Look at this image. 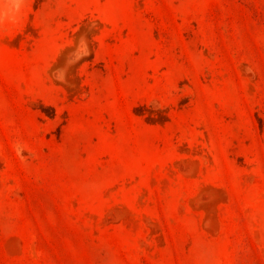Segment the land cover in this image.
Returning a JSON list of instances; mask_svg holds the SVG:
<instances>
[{
  "label": "rangeland",
  "instance_id": "obj_1",
  "mask_svg": "<svg viewBox=\"0 0 264 264\" xmlns=\"http://www.w3.org/2000/svg\"><path fill=\"white\" fill-rule=\"evenodd\" d=\"M0 264H264V0H27Z\"/></svg>",
  "mask_w": 264,
  "mask_h": 264
},
{
  "label": "clouds",
  "instance_id": "obj_2",
  "mask_svg": "<svg viewBox=\"0 0 264 264\" xmlns=\"http://www.w3.org/2000/svg\"><path fill=\"white\" fill-rule=\"evenodd\" d=\"M27 6V0H0V30H6L8 25H16L23 19L24 9ZM74 52H83L81 59L84 55L90 54L87 46L86 37H81L77 42ZM70 59L75 60V55ZM67 75L66 68L56 69L53 76L60 79V74ZM63 82V81H61Z\"/></svg>",
  "mask_w": 264,
  "mask_h": 264
},
{
  "label": "bare ground",
  "instance_id": "obj_3",
  "mask_svg": "<svg viewBox=\"0 0 264 264\" xmlns=\"http://www.w3.org/2000/svg\"><path fill=\"white\" fill-rule=\"evenodd\" d=\"M87 26H88V25H86V26H84V27H87ZM84 27H82V28H84ZM89 27L92 28V25L89 26ZM84 29H86V28H84ZM91 30H92V29H91ZM85 31H86V30H85ZM87 31H88V30H87ZM89 31H90V30H89ZM83 32H84V31H83ZM90 32H91V31H90ZM75 34H76V33H75ZM81 34H82V33H81ZM89 34H90V33H89ZM91 34H93V33H91ZM91 34H90V35H91ZM82 36H83V35H82ZM82 36H81V37H82ZM85 37H86V36H85ZM88 37H89V36H88ZM78 38H79V37H78ZM89 38H90V37H89ZM76 39H77V38H76ZM77 40H79V39H77ZM7 42H8V41H7ZM7 42H6V43H7ZM9 42H10V41H9ZM77 42H78V41H77ZM9 47H10V46H9ZM65 47H67V46H65ZM71 47H72V46H71ZM61 56H62V55H61ZM68 58H69V57H68ZM56 59H57V58H56ZM58 59H60V57H59ZM57 61H58V60H57ZM59 62H60V61H59ZM59 62H58V63H59ZM66 62H67V61H66ZM70 63H71V62H70ZM67 64H68V63H67ZM52 65H53V63H52ZM73 66H74V65H73ZM65 67H66V66H65ZM67 67H68V66H67ZM61 68H63V67H61ZM70 69H71V68H70ZM70 69H69V70H70ZM48 71H49V70H48ZM52 71H53V70H52ZM71 72H72V69H71ZM71 72H70V74H71ZM67 73H68V75H70V74H69V71H68ZM73 73H74V72H73ZM73 73H72V74H73ZM72 74H71V75H72ZM68 75H67V76H68ZM73 75H74V74H73ZM62 76H63V75H62ZM72 77H74V76H72ZM70 78H71V77H70ZM70 78L68 77V79H70ZM74 78H75V77H74ZM74 78H73V79H74ZM63 79H65V77H64ZM68 79H67V80H68ZM75 79H76V78H75ZM77 79H78V78H77ZM52 80H53V79H52ZM63 81H64V80H63ZM76 81H77V80H76ZM78 81H79V80H78ZM54 82H55V81H54ZM66 82H67V81H66ZM72 82H73V81H72ZM72 82H71V83H72ZM73 83H74V82H73ZM77 83H78V82H77ZM58 84H59V83H58ZM64 85H65V84H64ZM67 86H68V85H66V87L63 86L64 89H66ZM77 86H78V85H77ZM69 87H71V86L69 85ZM67 89H69V88H67ZM70 90H71V89H70ZM72 90H73V89H72ZM80 91H81V90H80ZM78 92H79V91H78ZM66 93H67V92H66ZM73 94H74V93H73ZM69 95H70V94H69Z\"/></svg>",
  "mask_w": 264,
  "mask_h": 264
}]
</instances>
